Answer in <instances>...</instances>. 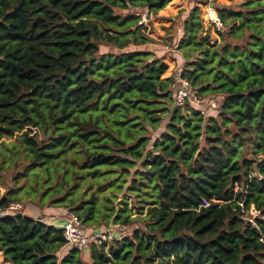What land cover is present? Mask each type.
Instances as JSON below:
<instances>
[{"label": "trees", "instance_id": "obj_1", "mask_svg": "<svg viewBox=\"0 0 264 264\" xmlns=\"http://www.w3.org/2000/svg\"><path fill=\"white\" fill-rule=\"evenodd\" d=\"M171 1L0 0V179L18 169L0 209L40 212L0 218L6 263L264 264V0H189L176 50L195 97L221 102L207 115L175 106L162 58L126 51ZM47 208L131 235L69 247Z\"/></svg>", "mask_w": 264, "mask_h": 264}, {"label": "rangeland", "instance_id": "obj_2", "mask_svg": "<svg viewBox=\"0 0 264 264\" xmlns=\"http://www.w3.org/2000/svg\"><path fill=\"white\" fill-rule=\"evenodd\" d=\"M215 2L219 4H238L242 0H233L232 2L229 0H214ZM193 7V3H191L189 0H172L163 10L160 12H157L156 14H150L148 15L147 22L143 24L145 35H147L153 43H149L144 46L140 47H133L130 46L126 49V51H133V50H149L153 52L156 56L163 59V61L166 63L168 61L172 62L173 64H168V70L167 73L171 71L173 74L174 71L178 66H182L183 61H178V58L176 57L177 50H176V44L177 41L181 35L180 33V24L182 19L188 15L189 11ZM204 10V9H203ZM124 13H126L124 11ZM143 14V11L140 12V15ZM170 27V32L173 31L175 37L172 40L171 37L166 38V28ZM211 37L213 40H216V36L213 35V31L211 30ZM110 51V49L105 47H100V53H106ZM114 52V51H112ZM165 74V75H166ZM171 74V75H172ZM210 114L211 111H206V114ZM214 114V113H213ZM156 133L154 134V137H156ZM20 163H17L18 165ZM18 169H15L14 167H10L8 170L3 171L2 178L0 179V198H4L6 194L8 193L9 189H15V183L11 179L12 176H15V173ZM22 205V214H28L35 218H38V208L34 206L33 204L28 203L27 200H21L17 201ZM259 215L258 212H248L245 213V218L248 221H252L254 218H256ZM131 229H125L124 236H130L131 235ZM0 264H4V260L0 257Z\"/></svg>", "mask_w": 264, "mask_h": 264}, {"label": "built area", "instance_id": "obj_3", "mask_svg": "<svg viewBox=\"0 0 264 264\" xmlns=\"http://www.w3.org/2000/svg\"><path fill=\"white\" fill-rule=\"evenodd\" d=\"M147 18V10H144L143 14L140 15L138 25L143 26L147 22ZM203 20L214 33H222L224 31L216 11L210 6L204 9ZM172 88L175 93L174 103L178 108L188 104L202 115H207L206 111L218 110L221 106V102L218 99L202 101L195 97L189 82L182 77V66H178L174 71ZM202 205L207 207L208 203L203 201ZM20 210H22L20 203L9 204L5 209H0V218L20 214ZM59 229L62 232L66 245L69 247L86 248L91 244L99 245L111 241H119L125 237L124 232L113 233L112 230L116 231V229H119L118 226H112L110 229L102 231L87 232L82 226L81 221L70 213L67 214L65 221L59 226Z\"/></svg>", "mask_w": 264, "mask_h": 264}, {"label": "crops", "instance_id": "obj_4", "mask_svg": "<svg viewBox=\"0 0 264 264\" xmlns=\"http://www.w3.org/2000/svg\"><path fill=\"white\" fill-rule=\"evenodd\" d=\"M181 33V31H180ZM178 55H176V57L178 58V61H183L181 56L179 55V53L177 52ZM173 64L172 62L168 61L166 62V64ZM171 71L170 70L168 72V74L164 75V77H170L171 76ZM167 73V72H166ZM65 213L63 209H54V208H47V209H44L43 210V215L45 216L46 220H47V223L48 224H52V225H55L57 228H59V226L62 224L63 222V219L65 217ZM38 216H40V212L38 211ZM1 257V255H0ZM2 258V257H1ZM3 259V258H2ZM4 260V259H3ZM4 264H8L5 262L4 260Z\"/></svg>", "mask_w": 264, "mask_h": 264}]
</instances>
